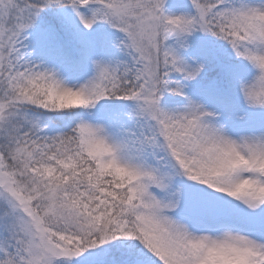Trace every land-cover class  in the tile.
I'll list each match as a JSON object with an SVG mask.
<instances>
[{"label": "snow or ice", "instance_id": "obj_1", "mask_svg": "<svg viewBox=\"0 0 264 264\" xmlns=\"http://www.w3.org/2000/svg\"><path fill=\"white\" fill-rule=\"evenodd\" d=\"M0 264H264V0H0Z\"/></svg>", "mask_w": 264, "mask_h": 264}]
</instances>
